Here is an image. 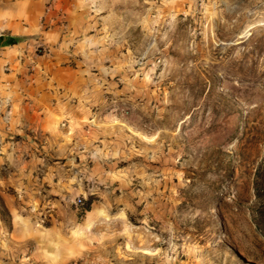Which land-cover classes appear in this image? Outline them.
Segmentation results:
<instances>
[{
	"label": "rangeland",
	"instance_id": "rangeland-1",
	"mask_svg": "<svg viewBox=\"0 0 264 264\" xmlns=\"http://www.w3.org/2000/svg\"><path fill=\"white\" fill-rule=\"evenodd\" d=\"M23 2L6 31L32 27L35 55L67 54L62 65L79 69L69 138L80 131L88 145L79 159L88 194L67 196L42 223L33 208L46 212L48 193L8 184L25 136L9 121L21 112L10 106L17 89L0 75V194L12 217L0 218V264H264L252 216L264 160V0Z\"/></svg>",
	"mask_w": 264,
	"mask_h": 264
},
{
	"label": "crops",
	"instance_id": "crops-1",
	"mask_svg": "<svg viewBox=\"0 0 264 264\" xmlns=\"http://www.w3.org/2000/svg\"><path fill=\"white\" fill-rule=\"evenodd\" d=\"M25 4L27 3L23 0L20 6L15 4L14 0H0V36L5 37L4 46L0 47V60L3 61L0 63V75H4L1 78L3 81L6 80L4 85L13 90L17 89L10 106L15 108V105H19L21 112L11 110L10 113L14 116L10 117L9 121L15 120L17 124L13 131L15 135L25 136L22 142L24 149L22 148L18 160H14L18 167L17 171L9 179L8 184L14 188H23L30 196L40 192L42 186L36 185H40L39 182L42 181L45 184L44 191L49 197H54L59 206L61 202H66L69 195L88 194L79 183L81 173L85 170L83 161L90 157V154H85L89 149L88 145L76 139L81 135L80 131L76 130L72 139L69 138L73 132L68 117L76 115L78 108L70 86L79 80V69L69 64L62 65V62L70 61L67 54L60 60L58 56L47 58L35 55L33 41L25 39L34 33L32 27L6 31L8 22L18 20L15 10L19 8L27 10L29 4ZM40 6L38 3L32 7L41 10ZM8 14L12 18H6ZM26 14L25 12L24 15ZM25 18L26 16L21 19ZM5 70H9L10 73H6ZM66 129H69L68 133ZM2 134L12 138L9 136L10 132ZM5 143L3 146L14 144L11 141ZM15 144H18V141ZM38 147L43 151H39ZM27 148L35 149L38 153L33 151L28 158L22 159ZM83 158L85 160L80 161ZM41 170L43 177L37 182L34 173L37 174V171ZM72 180L78 185H71Z\"/></svg>",
	"mask_w": 264,
	"mask_h": 264
},
{
	"label": "trees",
	"instance_id": "trees-1",
	"mask_svg": "<svg viewBox=\"0 0 264 264\" xmlns=\"http://www.w3.org/2000/svg\"><path fill=\"white\" fill-rule=\"evenodd\" d=\"M254 196L256 198V203L252 209V216L256 221V225L264 234V160L261 162L257 168V173L253 182ZM92 198H90L86 204V211L91 210ZM0 218L4 222L11 223V215L9 209L7 208L3 197L0 194Z\"/></svg>",
	"mask_w": 264,
	"mask_h": 264
},
{
	"label": "built area",
	"instance_id": "built-area-1",
	"mask_svg": "<svg viewBox=\"0 0 264 264\" xmlns=\"http://www.w3.org/2000/svg\"><path fill=\"white\" fill-rule=\"evenodd\" d=\"M41 180V178H37V181H40ZM45 191H44V189H43V186H42V190L40 189V192H38L40 195H43V193H44ZM45 194H46V192H45ZM44 203H46L47 204V206H46V212L44 211H41L40 210V207L41 206H35L34 208H33V212L34 213H37V214H39V216H40V218H41V221H42V223H44L45 222V220H49V217H52L53 216V213L55 212V210H56V207H57V204L55 203V200L54 199H52V198H50V197H48L47 196V198H46V200L44 201ZM62 203V202H61ZM63 203H66L65 201H63ZM74 204L76 205V206H80V207H82V206H84L85 204H84V198H81V197H78L77 199H76V201L74 202ZM49 216V217H48Z\"/></svg>",
	"mask_w": 264,
	"mask_h": 264
},
{
	"label": "water",
	"instance_id": "water-1",
	"mask_svg": "<svg viewBox=\"0 0 264 264\" xmlns=\"http://www.w3.org/2000/svg\"><path fill=\"white\" fill-rule=\"evenodd\" d=\"M4 38L3 36H0V47L4 46Z\"/></svg>",
	"mask_w": 264,
	"mask_h": 264
}]
</instances>
